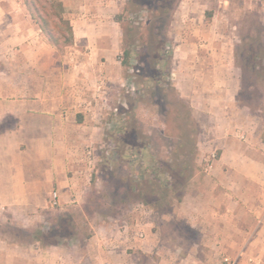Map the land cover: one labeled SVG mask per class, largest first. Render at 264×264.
<instances>
[{"label": "crops", "instance_id": "0c3cea01", "mask_svg": "<svg viewBox=\"0 0 264 264\" xmlns=\"http://www.w3.org/2000/svg\"><path fill=\"white\" fill-rule=\"evenodd\" d=\"M59 1L73 34L63 52L47 43L21 0H0V264H140L141 256L155 264H264V116L239 108L238 70L231 61L230 73L217 45L207 56L200 45L179 46V98L207 117L216 154L161 218L167 232L138 239L136 222L133 233L90 224V236L50 246L27 236L53 209L51 194L54 208L67 209L83 192L88 146L100 139L87 113L91 97L122 69L124 0Z\"/></svg>", "mask_w": 264, "mask_h": 264}, {"label": "rangeland", "instance_id": "374dc122", "mask_svg": "<svg viewBox=\"0 0 264 264\" xmlns=\"http://www.w3.org/2000/svg\"><path fill=\"white\" fill-rule=\"evenodd\" d=\"M117 16L122 17L118 57L126 65L121 66L116 83L109 82L104 90H99L98 97H91L94 110L87 113L89 122L99 128L100 139L95 141L92 136L88 146L86 185L74 198L75 204L67 209L42 212L40 227L36 229L43 232H49L63 216L74 221L79 238L92 234L90 224L117 223L122 228L126 226L128 233L137 227L149 237L167 232L162 229L161 218L176 210L175 198L181 190H167L166 195L158 182L156 186L146 183L145 179L152 178L140 179L143 168L179 164L181 157L176 160L170 155L173 148L178 143H194L195 168L185 183L186 193L193 176L205 168L201 157L216 154L207 117L193 109L188 100L179 98L182 90L178 85V57L184 52L179 49L182 43L202 46L198 49L206 56L212 46H219L224 64L231 67L232 61L238 70L239 108L255 117L264 116V0H136L134 4L124 0ZM240 38H248V46L254 48L249 54L242 49ZM254 57L260 59L256 62ZM237 59L245 67L255 62L257 66V76L248 72L245 77L249 81L244 79V89ZM230 67L233 73L235 70ZM138 192H148L149 202L155 200L163 205L158 206L160 211L170 207V212L158 215L156 208L140 201ZM154 258L141 256L139 262L155 264Z\"/></svg>", "mask_w": 264, "mask_h": 264}, {"label": "trees", "instance_id": "16d2710c", "mask_svg": "<svg viewBox=\"0 0 264 264\" xmlns=\"http://www.w3.org/2000/svg\"><path fill=\"white\" fill-rule=\"evenodd\" d=\"M135 1L136 0H127V4L128 3L134 4ZM21 2L23 3L27 12L29 13L32 22L38 27L41 34L44 36L47 43L51 47L56 49L58 52H63L65 49L73 45L72 28L70 22L65 17V10L59 0H21ZM125 9H127V7ZM117 21L121 23L122 17L117 16ZM240 41L243 46L242 49L244 50V52L249 54L254 49L248 46V42H249L248 38L247 39L240 38ZM158 50H159V46L158 47L156 46L155 48L156 54ZM124 53L125 55H127L126 51ZM254 58L256 62L257 60L260 59L258 57H254ZM263 58L264 55H262L261 59ZM120 63L122 66L126 65V62L121 61ZM255 63L251 66L245 67L240 62L239 59L236 60V66L240 70L241 89L245 88L242 83H244L245 77L248 76V72H251L252 75H254V77L255 75L257 76V71H256L257 66ZM245 80L247 81V79ZM250 88L251 86L249 85L248 90H250ZM131 146L136 147V145H131ZM182 149L183 152H181ZM195 153L196 152H195L194 143L192 144L191 142H189V144L186 145H182L181 143H178L177 146L173 148L170 155L175 157L176 160L180 159L181 157L182 161L179 164L177 163H174V165L169 164L166 165L164 168L155 165L144 167L140 174V179L144 180V178H148V177L152 178L149 180L145 179L147 180L146 183L148 182L149 184H153V185L155 184L156 186L155 182H158V186L160 187V189H163V192L166 195H168L166 193L167 190L174 191L175 188L176 189L180 188L181 190L180 194L175 198L176 204H179L185 194V188L187 185L185 183L188 181V179L191 178L194 172ZM178 181H181L182 183H179ZM140 186L141 185H139L138 188ZM148 192H138L140 201L143 204L152 207L151 209L156 208L155 212L158 215L167 214L170 212L171 209L170 207H168L165 211L162 210L160 211L158 206H163V205L159 204L155 200L149 202L147 200L148 198H150ZM168 206L171 205H169L168 203ZM62 220H60L59 223H56L57 221H55L53 224L54 225L53 228H51L49 232H43L40 229H36L34 232H28L27 236L32 237L33 238L32 240L38 242L40 246L54 245L59 243L58 242L59 240L65 242V240L70 238L71 235L75 234V230H74L75 225H74V221L68 219L67 216H63Z\"/></svg>", "mask_w": 264, "mask_h": 264}, {"label": "built area", "instance_id": "2783aa9c", "mask_svg": "<svg viewBox=\"0 0 264 264\" xmlns=\"http://www.w3.org/2000/svg\"><path fill=\"white\" fill-rule=\"evenodd\" d=\"M214 159H215L214 154L209 155V157L205 160V168H209L211 161ZM49 206L52 208L57 206V195L55 193L51 194V196H50ZM135 237L138 239H142V238H144V234L142 232H136Z\"/></svg>", "mask_w": 264, "mask_h": 264}]
</instances>
